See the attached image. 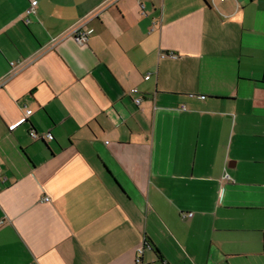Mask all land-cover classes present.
Wrapping results in <instances>:
<instances>
[{
	"label": "crops",
	"instance_id": "crops-1",
	"mask_svg": "<svg viewBox=\"0 0 264 264\" xmlns=\"http://www.w3.org/2000/svg\"><path fill=\"white\" fill-rule=\"evenodd\" d=\"M30 1L0 0V264H264V0Z\"/></svg>",
	"mask_w": 264,
	"mask_h": 264
},
{
	"label": "built area",
	"instance_id": "built-area-1",
	"mask_svg": "<svg viewBox=\"0 0 264 264\" xmlns=\"http://www.w3.org/2000/svg\"><path fill=\"white\" fill-rule=\"evenodd\" d=\"M220 1H223V0H220ZM35 5H36V0L30 1L29 6L25 9L23 15L21 16L22 17V20H23V22L25 24L29 23V21H30V19H29L28 16L35 14ZM94 16H95V13L93 12L90 15L86 16L85 18L80 19L79 21H77L70 28V30L67 33H64L60 37L53 38L52 41H51L50 47H53L60 39H64L66 37H74V39H76L79 42H82V41L86 40L88 33L91 32V30L86 27V24L90 20V18L91 17H94ZM46 50H49V49L43 50L41 52V54L43 52H45ZM32 61H33V59H32ZM10 64L12 66H15L16 65L18 67V70H19V68H22L26 64V61H22L21 63H17V64H15V62H11ZM148 78H149V76L146 75L145 76V79H148ZM132 91L134 93H137L138 92V90L136 88L132 89ZM140 100H141V98L139 96L135 98V102L137 104L140 102ZM31 113H32V110L31 109H26V111H25V117L22 118L21 120L22 121L25 120V118L27 116H29ZM29 135L33 139H42L45 142L50 141L52 139V135L50 133H37L36 131L30 130L29 131ZM225 178H228L227 175H225ZM42 199H43V201H48L49 200L48 197H44ZM191 215H192V213H189L188 214V216H191ZM145 247H150V245L148 243H144L143 245H140L136 249V262L137 263L140 262V260H141V254H142V251H143V249Z\"/></svg>",
	"mask_w": 264,
	"mask_h": 264
}]
</instances>
